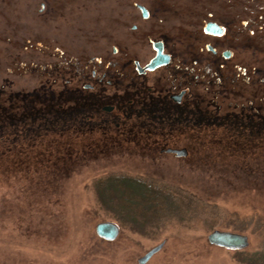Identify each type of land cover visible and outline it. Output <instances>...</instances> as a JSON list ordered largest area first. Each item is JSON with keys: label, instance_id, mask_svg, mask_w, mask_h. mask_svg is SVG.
Wrapping results in <instances>:
<instances>
[{"label": "rangeland", "instance_id": "rangeland-1", "mask_svg": "<svg viewBox=\"0 0 264 264\" xmlns=\"http://www.w3.org/2000/svg\"><path fill=\"white\" fill-rule=\"evenodd\" d=\"M206 20L226 28L223 42L237 37L234 43L243 47L224 66L237 59L256 70L254 96L247 88L222 86V99L209 101V109L225 117L223 125L175 130L132 119L125 127L100 129L70 111L74 74L66 67L75 59L93 58L98 68L118 57L111 49L119 52L124 43H140L141 55L150 57V40L165 42L166 52L196 37L219 40L190 24ZM235 22L253 32L235 36ZM261 78L264 0H0V264H138L162 242L146 264H242L264 255V138L242 126L254 118L250 102L262 105ZM103 88L88 92L98 105L122 94L119 77ZM168 148H186L187 156L161 152ZM107 178L163 189L177 206L134 230L119 219L137 214L113 207L120 194L99 183ZM102 222L118 226L114 241L96 234ZM213 231L244 235L248 246L211 245Z\"/></svg>", "mask_w": 264, "mask_h": 264}, {"label": "flooded vegetation", "instance_id": "flooded-vegetation-1", "mask_svg": "<svg viewBox=\"0 0 264 264\" xmlns=\"http://www.w3.org/2000/svg\"><path fill=\"white\" fill-rule=\"evenodd\" d=\"M138 6L141 5H136L140 16L144 19L148 18V10L142 6L146 11V17H143ZM208 23L217 25L221 29V33H206L205 26ZM190 24L200 27L198 30L200 34L216 39L225 35L226 28L212 20H206L204 24ZM237 24L235 22L230 27L235 36L241 34L242 30L243 34L253 32L251 25L247 24L246 26L244 23V26L237 27ZM131 28L138 31L135 25ZM245 28L246 30H244ZM179 33L183 32L179 30ZM200 39V37L194 38V43L187 40L186 43L173 44L168 52L165 50V42L150 40L152 49L150 57L141 55V48L136 47L140 43L134 42L131 45L124 43L123 46H120V53L116 47L111 49L112 55L118 56L119 54L118 57H113L108 62L98 65V68L93 62V58L75 59L74 63H70L66 67L72 68V74H74L72 92L75 94V101L74 105L70 107V111L74 109L76 113L82 115L80 123L83 125L88 126L90 123H94L95 128L99 127L100 129L108 128L111 125L116 129L125 127L126 123L132 119L152 125L168 123L175 130L180 129L181 125L186 128L185 130L192 127L206 130L208 125L216 127L223 125L225 117L221 116L216 108L215 110L209 109V101L217 103L222 99L221 92L218 91L222 86L240 87L241 90L247 88V93L254 96L256 70L251 66H245L242 61L237 59L229 67L224 66L223 60H230L235 56V50L243 48L239 46V43H234L237 37L233 39L231 37L225 42L221 39L196 42ZM158 43L162 46V54L168 56V59L166 63L152 70L146 69V66L156 57L157 51L154 45ZM117 77L122 83V94L118 100L114 99L115 96H109V99L114 101L104 105H98L97 99L92 100L88 92L94 91L98 86L104 87L101 92L110 89ZM259 83L263 84L260 92L263 96L262 105L254 108L250 102L248 113H252L254 118L252 122L247 118L242 122V126L252 127L257 136L263 135L262 138H264V78H261ZM158 87H160V92ZM211 87L216 90L208 91ZM80 97H84V101H80ZM97 98L101 99L102 97ZM99 113L108 115V117L99 121L95 118ZM257 115H262V117L259 118ZM227 120L231 119L226 118ZM186 132H184L185 138L191 139L193 134L190 131Z\"/></svg>", "mask_w": 264, "mask_h": 264}, {"label": "trees", "instance_id": "trees-1", "mask_svg": "<svg viewBox=\"0 0 264 264\" xmlns=\"http://www.w3.org/2000/svg\"><path fill=\"white\" fill-rule=\"evenodd\" d=\"M102 186H109V191L115 194L113 207L120 208L119 211L131 212L133 214L129 221L120 218L121 223H131L134 230L144 229L147 226L148 216L170 209L177 206L176 197L165 193L163 189L152 190L147 188L143 182L127 179H103L99 182ZM103 192L107 189H102ZM127 194V196H125ZM100 196V195H99ZM107 205V203H106ZM140 215V216H139ZM258 255V254H257ZM262 256V257H261ZM259 257V258H258ZM264 255H259L255 259L245 257L240 262L242 264H264Z\"/></svg>", "mask_w": 264, "mask_h": 264}, {"label": "water", "instance_id": "water-1", "mask_svg": "<svg viewBox=\"0 0 264 264\" xmlns=\"http://www.w3.org/2000/svg\"><path fill=\"white\" fill-rule=\"evenodd\" d=\"M138 8L141 10L143 17H146L145 9L142 6H138ZM205 32L209 34H220L221 29L213 23H208L205 26ZM154 48L156 49L157 54L156 57L149 63V65L146 66V69L149 70L166 63L168 59V56L162 54L161 44H155ZM161 152L173 154L177 158H183L187 156L186 149L168 148L161 150ZM95 232L100 238L104 240L114 241L119 234V228L112 222H102L96 225ZM207 241L211 245H216L230 250H241L248 246V239L246 236L230 232L213 231L207 236ZM163 245L164 243L162 242L150 249L144 256L138 259V264H146L153 255L162 249Z\"/></svg>", "mask_w": 264, "mask_h": 264}]
</instances>
